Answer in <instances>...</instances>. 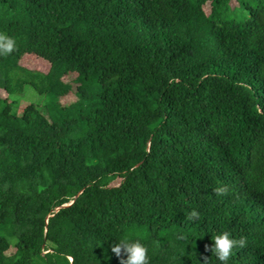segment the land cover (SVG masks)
I'll return each mask as SVG.
<instances>
[{"label":"trees","instance_id":"trees-1","mask_svg":"<svg viewBox=\"0 0 264 264\" xmlns=\"http://www.w3.org/2000/svg\"><path fill=\"white\" fill-rule=\"evenodd\" d=\"M235 2L0 0V264H218L221 232L264 264V0Z\"/></svg>","mask_w":264,"mask_h":264},{"label":"clouds","instance_id":"clouds-1","mask_svg":"<svg viewBox=\"0 0 264 264\" xmlns=\"http://www.w3.org/2000/svg\"><path fill=\"white\" fill-rule=\"evenodd\" d=\"M14 49L15 41L5 34H0V56L10 55ZM213 191L216 195H223L226 192V188L216 187ZM198 218L199 213L196 211H193L188 216L191 221H195ZM212 241L213 243L209 250L218 264H230L234 249L237 247L242 248L246 243L243 239L239 241L234 239L229 232L212 235ZM111 250L120 258L121 264H150L148 249L140 239L117 238L112 243ZM204 264H208L207 258H205Z\"/></svg>","mask_w":264,"mask_h":264},{"label":"rangeland","instance_id":"rangeland-1","mask_svg":"<svg viewBox=\"0 0 264 264\" xmlns=\"http://www.w3.org/2000/svg\"><path fill=\"white\" fill-rule=\"evenodd\" d=\"M233 4L236 5L237 3L235 2V0H233ZM205 8L207 11H209V8H210V5L209 4H206L205 5ZM39 59H37L35 61V64L34 63H31L30 67H33L35 65V69L37 70H41L42 72H47L48 71V68H49V65L44 62L43 60L40 62L38 61ZM75 76H77L76 73H71V74H68L64 77V80L65 81H72ZM76 85L77 84H74L73 83V86H74V89L71 93H69V95L63 97L61 100L63 102V104H68L70 102H74L77 100V94L75 93V88H76ZM0 92L2 94H5V92L3 90H0ZM48 97H45L44 95H41L39 94L38 92H36L33 88L29 89L28 91H26V97L24 99L21 100L20 102V108L19 110H22L24 109L28 104H30L31 102H38V104L40 105H44L45 102L48 101ZM14 252V248L12 247L11 249L8 250V253H12Z\"/></svg>","mask_w":264,"mask_h":264}]
</instances>
